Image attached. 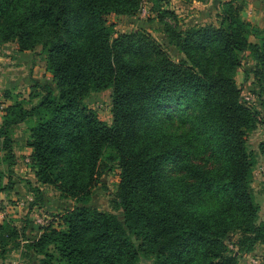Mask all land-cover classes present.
I'll return each mask as SVG.
<instances>
[{
    "label": "trees",
    "instance_id": "1",
    "mask_svg": "<svg viewBox=\"0 0 264 264\" xmlns=\"http://www.w3.org/2000/svg\"><path fill=\"white\" fill-rule=\"evenodd\" d=\"M142 2L0 0V46L40 47L51 73L36 82L37 102L18 98L4 107L0 161L10 175L13 128L26 122L37 181L74 200L35 236L27 233L30 216L21 225L1 221L0 256L23 248L40 264H241L264 241L253 186L257 153L248 142L264 117L237 80L249 51L264 94V30L243 17L237 0L220 2L219 23L187 26L162 7L158 19L184 53L175 60L150 32H120L109 20L112 12L135 16ZM254 33L260 41L251 40ZM106 89L111 122L90 100ZM3 91L11 98L10 88ZM259 149L264 154V139ZM113 162L123 218L90 203ZM2 179L0 189L11 187Z\"/></svg>",
    "mask_w": 264,
    "mask_h": 264
},
{
    "label": "rangeland",
    "instance_id": "2",
    "mask_svg": "<svg viewBox=\"0 0 264 264\" xmlns=\"http://www.w3.org/2000/svg\"><path fill=\"white\" fill-rule=\"evenodd\" d=\"M222 0H143L138 13L134 15H118L115 12L110 13L109 20L115 24L118 31H132L136 28L145 29L156 37L163 46L167 49L173 59L180 60L184 57V53L178 49L177 46L169 42L168 34L164 30L163 23L158 19V10L162 7L169 8L178 15L180 25L187 26L192 23H204L214 22L219 23V11L220 2ZM243 4L241 14L243 17L250 19L258 27L264 30V0H237ZM167 19L173 21L172 15H166ZM252 41H260L259 33L251 35ZM40 47L35 50L19 51L16 41H9L3 43L0 46V72L7 69L14 70L15 80H10V102L14 99H22L26 106L38 101V95L41 93L39 87L36 86V82H45L51 80V73L46 69V59L43 52H39ZM256 64V60L252 56L251 52L243 54V64L239 68L237 73V80L242 87L244 97L254 104L261 111V115L264 117V94L261 93L260 86L255 80L252 69ZM4 68V69H3ZM2 79L4 75H2ZM6 80H2L5 83ZM11 81H15L12 83ZM7 83V81H6ZM7 99L2 91L1 99ZM91 105L97 110L99 116L108 122L112 121L111 112V89L93 93L91 95ZM27 123L20 125L16 128V132L21 133L26 129ZM180 140L186 139L192 141L187 136H180ZM264 139V123L260 122L256 129L249 132L248 142L251 148L257 153V162L254 167V180L253 186L256 193V198L260 203V210L258 216V222L264 220V154L260 152L259 142ZM24 143V140H22ZM20 166H22L28 175L33 169L29 165V154L25 152H19ZM22 164V165H21ZM28 164V165H27ZM17 166V167H20ZM32 170H31V169ZM34 172V171H33ZM119 167L116 162L110 164L103 170L100 177V181L93 191V196L90 201L91 204L108 211L116 213L120 218H123L122 206L116 195L117 185L119 182ZM22 183H25L27 187L32 191V198L28 201L30 210L33 211L31 216L33 229H30L27 233L30 236L39 234L38 227L41 224L47 223L52 219L53 215L59 213L66 206L74 204V200L70 197H66L61 194L60 190L52 184H43L38 182L35 176L27 178L26 176H20ZM33 186L37 188L32 189ZM24 191V190H22ZM22 195V194H21ZM17 200H11L15 205ZM30 206V202H32ZM5 204L0 203V209H3ZM25 206L20 204L22 210ZM27 207V205H26ZM30 219V218H29ZM18 223H26L25 217L18 219ZM30 226V225H29ZM261 245L259 251L257 246ZM23 248L14 249L7 253L5 257L0 256L3 264H38L40 255L33 252L27 254L22 252ZM257 250V251H255ZM252 251V250H251ZM244 252L240 258L241 264H264V241H259L253 251ZM251 252V253H250ZM251 254L249 261H246V255ZM245 260V261H244Z\"/></svg>",
    "mask_w": 264,
    "mask_h": 264
},
{
    "label": "crops",
    "instance_id": "3",
    "mask_svg": "<svg viewBox=\"0 0 264 264\" xmlns=\"http://www.w3.org/2000/svg\"><path fill=\"white\" fill-rule=\"evenodd\" d=\"M13 73H14L13 69H7L4 72L2 71V73L0 72V96L1 97H2V91L10 86L9 84L10 82L8 81L15 80L13 79L14 78ZM2 75H4L3 79H2L3 77ZM2 80H6L7 83L6 81L5 83L2 82ZM11 82L14 83L13 85H15L16 83L15 81H11ZM8 103H10V99L8 98L5 99L4 97L3 99L0 98V124L2 123L4 119V112H5L4 107ZM25 123L26 122H21L18 125H16L13 128V132H12L13 139H14V142H13L14 151L16 155H18V157H19V152H25L26 154H29L32 149L31 146H28L26 144V140L29 135L28 127L24 129V131H22L21 133L16 132V128L20 127V125H23ZM22 140H24V143ZM1 145H2V137L0 136V158L2 154H4V151L1 148L2 147ZM17 166H20L19 158H17V162L13 167V171L9 175V173L6 170L7 164L3 161H0V176L3 175L2 183L5 184L8 181L12 182L10 183L11 187H9L8 189H0V203L5 204L4 207H2L3 209H0V222L3 221L4 219L13 218L18 223V219H21L22 217H27V215H33V211L30 210V207L28 204V201L32 198V191L29 189V187H27L25 183H22V181L20 180V176H26L27 178H31L32 176H35V174L33 171H30L28 175H25L26 173H28V171L27 172L25 171L26 170L24 169L25 167L23 168L22 166L20 167H17ZM15 199L17 201L15 202V205H13L11 200H15ZM20 204L24 205L25 207L22 210H19V209L17 210V208H20ZM33 226H34L33 224L30 225L27 232L30 229H33ZM37 230H39L40 232L39 227ZM260 247L261 245L257 246L258 251ZM250 253L244 256L246 257L245 258L246 261L244 260L245 262L249 261V257L251 255ZM3 263H4V260L1 261V264ZM8 264H11V262ZM15 264H19V262ZM38 264H40V262H38Z\"/></svg>",
    "mask_w": 264,
    "mask_h": 264
}]
</instances>
